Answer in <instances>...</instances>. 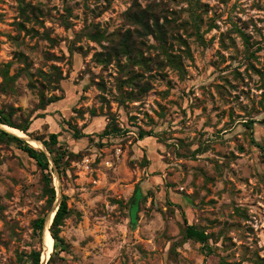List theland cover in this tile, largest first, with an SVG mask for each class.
Here are the masks:
<instances>
[{"label": "rangeland", "instance_id": "obj_1", "mask_svg": "<svg viewBox=\"0 0 264 264\" xmlns=\"http://www.w3.org/2000/svg\"><path fill=\"white\" fill-rule=\"evenodd\" d=\"M138 5L162 10L165 35L114 56L137 36ZM0 107L74 153L62 175L51 164L70 208L55 264H264V0H0ZM44 189L36 161L0 137V264H32Z\"/></svg>", "mask_w": 264, "mask_h": 264}, {"label": "trees", "instance_id": "obj_2", "mask_svg": "<svg viewBox=\"0 0 264 264\" xmlns=\"http://www.w3.org/2000/svg\"><path fill=\"white\" fill-rule=\"evenodd\" d=\"M156 10H154L153 8L143 9L139 5L135 9L131 8L126 15L130 24L136 26L137 36L134 37L132 32L128 31V33H126L123 36L122 41L119 42V44L116 47L113 46L112 48H110L109 51L113 52L114 56L124 55L129 57V60H131L132 57H135L136 54L138 53L137 52L138 43L140 42L138 38H141L143 35L153 34L154 32H157L161 36H164L165 35L164 29L159 24V16H160L159 11L162 10H158V11ZM22 13L26 16L29 13L31 14L36 13V10L32 5L24 4L22 8ZM241 35L245 40V42L248 44L249 40L245 35V33L241 32ZM97 36L98 35H94V34L90 35V37L95 40H98ZM108 54L110 55V52ZM107 60L108 59H104V61L109 62ZM171 62L173 64H176V66H179L180 68L179 61L171 59ZM134 64L136 65L137 63ZM62 80H63V73L59 67H56L55 76L50 81H52L55 84L54 88H59ZM130 83L137 85L138 81L133 77H131ZM57 100H59L58 97L50 98L47 101L44 99V97H42L40 106L42 109H44L47 105H49L52 102H56ZM30 123H31L30 120L26 121L24 124L16 123L15 121H13L12 115L10 113H6L3 110V108L0 107V124L19 129L23 132H27L30 127ZM253 123L254 121L250 120L246 123V126L249 129H252ZM70 128L73 130L74 137L77 139L87 136V134L84 133L82 129H79L76 126L71 125ZM117 131H119V128L112 126L109 123L105 126L103 133L110 134V133H116ZM139 136L140 139H143L146 136H151V133L141 131ZM0 137L14 141L17 144L18 148L22 150L24 153H26L30 158L34 159L36 161L37 166L43 171L44 179H45L44 193L47 197V209H50L57 198V191L55 186L53 185L51 163L48 157L46 156V154L43 152L41 148L29 144L25 140L5 131L4 129H0ZM41 141L44 143V145L50 152L59 174L62 175L63 172L65 173V170L70 163L71 156H73L74 153L72 151H69L68 148H63L59 144L58 134L55 132L50 133L48 139H42ZM257 145L264 150V143ZM69 215H70V208L68 207V197L66 195H63L60 205L56 210L52 224L49 229L50 234L54 240V244H53V251L50 255V259L48 260L47 264H55V261L53 259L55 254L56 253L60 254L61 252L66 251L68 249V245L65 242V240L61 237L60 233H61V227L64 225V222L69 217ZM44 222H45L44 214L39 216L33 222V235L36 238H38V243L40 244V248L38 250L33 249L31 251L29 257L32 264H41L40 261L42 256V232H43ZM184 237L187 239L198 241L202 244H207L210 238L209 235L203 229L197 228L195 225L188 224L187 222L184 228Z\"/></svg>", "mask_w": 264, "mask_h": 264}, {"label": "bare ground", "instance_id": "obj_3", "mask_svg": "<svg viewBox=\"0 0 264 264\" xmlns=\"http://www.w3.org/2000/svg\"><path fill=\"white\" fill-rule=\"evenodd\" d=\"M1 127H3L5 131H7V132H9V133H11L13 135L18 136L21 139H24L29 144H31V145H33L35 147L41 148L45 152V154H47L50 162L52 164H54L53 159L50 157V152L47 151V148L45 147V145L43 144L42 141H39V140H37L35 138L27 136L22 131H20V130H18L16 128H12V127L0 124V128ZM3 128H1V129H3ZM55 184H56L55 187L58 190V188H59V179H58V177H56V179H55ZM60 200H61V198H60V195L58 194L55 206L53 207V209L51 211H49V213L45 217V223H44L43 232H42V256H41V261H40L41 264H46L47 263V260L50 258V255H51V253L53 251L54 240H53V238H52V236L50 234V230L49 229H50L51 223L53 221V217L55 215V212H56V209L58 207V204H59ZM135 201H136V199L133 200L132 204H131L132 205V210H131L132 217L134 215V209H135V206H136V202ZM43 245H45V251H43Z\"/></svg>", "mask_w": 264, "mask_h": 264}, {"label": "water", "instance_id": "obj_4", "mask_svg": "<svg viewBox=\"0 0 264 264\" xmlns=\"http://www.w3.org/2000/svg\"><path fill=\"white\" fill-rule=\"evenodd\" d=\"M1 129V128H0ZM24 140V139H23ZM27 142V141H26ZM44 144V143H43ZM46 147V146H45ZM47 151H48V149H47ZM44 152V151H43ZM49 152V151H48ZM45 153V152H44ZM46 156H47V154H46ZM48 157V156H47ZM52 157V156H51ZM49 159V158H48ZM53 159V158H52ZM50 161V160H49ZM54 162V161H53ZM51 163V162H50ZM52 164V163H51ZM52 165H54L55 166V163L54 164H52ZM56 167V166H55ZM62 199V198H61ZM136 200L138 199V195L136 196V198H135ZM56 201H57V198H56V200H55V202H54V204H53V206H52V208H51V210L53 209V207L55 206V203H56ZM60 202H61V200H60ZM60 202H59V204H58V207H59V205H60ZM136 202V201H135ZM132 204V203H131ZM132 206V205H131ZM137 206V205H136ZM136 206H135V209H136ZM58 207H57V209H58ZM56 209V210H57ZM135 209H134V212H135ZM50 210V211H51ZM56 213V212H55ZM47 216V215H46ZM45 223V222H44ZM52 224V223H51ZM43 251H45V245H43ZM50 259V258H49ZM48 259V260H49ZM48 260H47V263H48ZM46 263V264H47Z\"/></svg>", "mask_w": 264, "mask_h": 264}]
</instances>
